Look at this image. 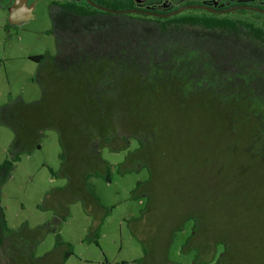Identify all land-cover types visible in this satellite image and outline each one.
Listing matches in <instances>:
<instances>
[{
	"label": "trees",
	"instance_id": "1",
	"mask_svg": "<svg viewBox=\"0 0 264 264\" xmlns=\"http://www.w3.org/2000/svg\"><path fill=\"white\" fill-rule=\"evenodd\" d=\"M91 1L157 13L200 2ZM83 2L48 4L55 53L30 57L40 96L0 105V124L13 132L0 192L20 155L39 149L51 129L66 182L42 206L52 207L54 224L79 200L100 223L106 209L88 179L109 181L101 149H126L133 138L136 147L118 165L147 170L131 191L146 197L130 225L143 249L140 264L169 263V245L186 219L193 225L184 248L198 260H210L220 244L216 264H264V31L207 11L161 18ZM51 229L50 222L8 228L0 205V264H64L71 251L61 239L34 254Z\"/></svg>",
	"mask_w": 264,
	"mask_h": 264
},
{
	"label": "rangeland",
	"instance_id": "2",
	"mask_svg": "<svg viewBox=\"0 0 264 264\" xmlns=\"http://www.w3.org/2000/svg\"><path fill=\"white\" fill-rule=\"evenodd\" d=\"M8 1L9 8L22 5L17 0ZM53 1L84 4L83 0H29V13L22 16L17 14L14 21L10 17L6 19L0 1V105L17 96L26 102L39 98V86L33 79L37 64L30 57L55 53L47 9L48 4ZM186 13L207 15L202 10L179 12L184 15ZM216 15L229 20L253 21L259 24L253 25L264 31V27L260 25L264 14L235 10ZM12 137V130L0 124V164L7 157ZM134 147L136 141L131 138L126 149L111 150L107 146L101 149L102 157L110 165L109 181L100 176L88 179L106 209L100 223L92 220L81 201L75 200L68 205L67 217L52 224L53 209L47 204L42 206V202L48 191L64 186L66 180L58 173L60 145L57 134L54 130H45L39 149L21 154L1 186L0 205L6 226L15 229L21 225L35 227L51 223L52 229L36 245L35 256H42L54 246L57 239H61L69 244L71 251L64 264H140L143 249L131 234L130 225L133 218L140 215L146 197H134L131 191L137 181L146 179L147 170L141 167L121 172L118 165L126 152ZM97 224L99 228L96 232ZM192 225L193 220L186 219L181 229L175 232L167 253L169 263L158 257L155 264H216V257L221 251L220 244L215 246V254L208 261L198 260L195 249L184 248V243L192 232Z\"/></svg>",
	"mask_w": 264,
	"mask_h": 264
},
{
	"label": "water",
	"instance_id": "3",
	"mask_svg": "<svg viewBox=\"0 0 264 264\" xmlns=\"http://www.w3.org/2000/svg\"><path fill=\"white\" fill-rule=\"evenodd\" d=\"M86 1L91 6L97 8V9H100L102 11H107V12H111V13H119V14L140 13V14H145V15H150V16H155V17H161V18L170 17L172 15L178 14L179 12L184 11V10H188V9H204V10H207L209 12H216V13H227V12H231V11L238 10V9H251V10H254L258 13H264V9L257 8V7H251V6L232 5L228 8L223 9V10H214L211 7L206 6L204 4H184V5H181L175 9L167 12V13H157V12H153L150 10H140V9H112V8H108V7L96 4L91 0H86ZM135 1L137 3H143L145 0H135ZM171 4H172L171 1H169L168 3H164V6L169 7ZM17 5H16V7H17Z\"/></svg>",
	"mask_w": 264,
	"mask_h": 264
},
{
	"label": "flooded vegetation",
	"instance_id": "4",
	"mask_svg": "<svg viewBox=\"0 0 264 264\" xmlns=\"http://www.w3.org/2000/svg\"><path fill=\"white\" fill-rule=\"evenodd\" d=\"M25 1L26 0H20L19 3L22 4ZM199 4H204L206 6H209L214 10H223L225 8L232 6V5H244V6H251V7H257V8L264 9V0H200ZM170 6H172V4ZM171 10H173V9L172 8L169 9V11H171ZM201 10H204V9H201ZM238 10L239 11H250V12L255 13L257 15H263L264 14V13H258L254 10H251V9H238ZM204 11H207V10H204ZM207 12H209V11H207ZM210 13L211 14H219L216 12H210ZM252 23H255V22L252 21ZM255 24H258V23H255ZM260 25L262 27H264V19L261 20Z\"/></svg>",
	"mask_w": 264,
	"mask_h": 264
},
{
	"label": "crops",
	"instance_id": "5",
	"mask_svg": "<svg viewBox=\"0 0 264 264\" xmlns=\"http://www.w3.org/2000/svg\"><path fill=\"white\" fill-rule=\"evenodd\" d=\"M0 1L2 3L1 7L6 14L5 15L6 19H8L10 17L11 19H13L15 21L19 14H20V16H22V15L29 13V9H28V2L29 1L28 0L23 2L22 5H20V7L17 6L15 8H13V7L9 8L8 7L10 4V2L8 0H0Z\"/></svg>",
	"mask_w": 264,
	"mask_h": 264
}]
</instances>
